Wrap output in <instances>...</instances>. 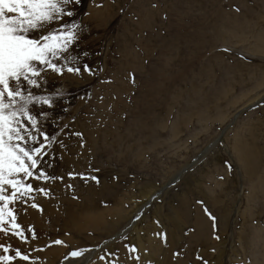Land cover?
<instances>
[{
    "label": "rangeland",
    "instance_id": "1",
    "mask_svg": "<svg viewBox=\"0 0 264 264\" xmlns=\"http://www.w3.org/2000/svg\"><path fill=\"white\" fill-rule=\"evenodd\" d=\"M74 11L83 31L70 55L95 74H49L47 88L66 89L69 113L63 117L58 104L54 115L82 133L84 147L72 137L68 151L52 161L49 171L64 176L59 196L53 195L56 181L49 182L54 199L37 196L36 202L52 203L53 211L29 205L19 216L37 239L28 234L22 244L0 234V242L22 248L35 264H72L67 253L84 248L94 249L88 264H106L98 257L109 250L114 262L118 256L119 264H132L123 244L132 245L137 235L152 264H250L252 258L258 264L264 250V200L254 191L264 177V0H79ZM237 139L261 154L250 176ZM69 172L94 175L99 183L70 181ZM148 188L153 193L142 200ZM99 206L111 210L108 221L127 215L131 224L110 248L100 242L101 231L79 233L69 222ZM247 209L255 220L249 219L263 224L260 237L255 222L241 226ZM198 212L206 220L200 239L194 236Z\"/></svg>",
    "mask_w": 264,
    "mask_h": 264
},
{
    "label": "snow or ice",
    "instance_id": "2",
    "mask_svg": "<svg viewBox=\"0 0 264 264\" xmlns=\"http://www.w3.org/2000/svg\"><path fill=\"white\" fill-rule=\"evenodd\" d=\"M78 3L79 0H0V234L22 244L28 243V234L32 241L37 236L32 226L26 231L22 228L19 216L29 205L42 211L36 197L50 198L49 182L64 181L63 175L49 171L57 153L63 157L69 148L66 141L72 137L80 141V148L84 147L82 133L69 131L70 124L62 118L69 113L66 89L60 85L55 90L47 88L49 74L61 79L65 73L80 78L95 74L88 64L81 65L79 58L70 55L83 31L81 23L73 19ZM58 104L62 116L54 115ZM49 126L55 129L54 133L46 131ZM67 175L70 181L78 178L99 183L94 175L85 177L72 172ZM67 187L71 189V183ZM72 199L77 197L74 195ZM204 214L215 230V217L206 208ZM158 236L167 246L166 233L160 232ZM123 248L132 264H141V253L135 245L124 243ZM92 251L73 250L67 257L72 264H88ZM114 255L109 250L98 260L112 264L110 258ZM17 260L35 264L22 248L0 242V264H14ZM196 260L202 257L198 255ZM115 264H119L118 256Z\"/></svg>",
    "mask_w": 264,
    "mask_h": 264
},
{
    "label": "bare ground",
    "instance_id": "3",
    "mask_svg": "<svg viewBox=\"0 0 264 264\" xmlns=\"http://www.w3.org/2000/svg\"><path fill=\"white\" fill-rule=\"evenodd\" d=\"M237 141L241 142V145L238 144V146L237 145L236 146L238 147V152L240 151L239 154H241V156H242V160H241L242 161V165L244 166V169H245L246 174L250 176L259 167L258 166V159L260 158L261 154H257V152H256V150L254 148H250L249 149L248 146L243 145L242 143H244V142L240 141V139H237ZM256 175H257V173H256ZM259 179H261V177ZM59 185H61V184H59V181H56V183H54L55 192H54V188L52 189L53 190L54 198H58V196H59V191H60V188H59L60 186ZM257 188H259V190H257V191L254 190L255 191V197H256V195H257V197L259 195H261L263 197L262 199L264 200V177L261 179V182H258L257 183ZM260 191H261V193H260ZM152 193H153V191H151V188H148L146 191L145 190L141 191V195H142L141 196V199L142 200H146ZM53 195L50 198H52ZM50 198H47V199L45 198L46 202L51 201ZM54 198H52V199H54ZM36 200L39 201L37 197H36ZM182 201H183V199H182ZM185 205H186V202H185ZM255 205H257V203ZM41 208H42V205H41ZM43 208H44V211H49V212L53 211L52 203L50 204V206L45 205V207H43ZM99 208H100V206H99ZM66 209H67L66 213L68 214V211L69 210H68V208H66ZM89 209L91 211V208H89ZM105 209H106V207L100 208L98 210V212H96L94 210L95 212H93V213L92 212H89V210H87L90 214H87V216L85 218H82V221L80 220V218L76 220V217H78L77 216L78 214H76L74 216H70V217H72L73 220L72 221H69V222L70 223L73 222L72 223L73 226H76L78 228L79 233H83L84 232V234H85L87 232L85 230H89V229H93L95 231H98L99 233L101 231L102 234H100V237L104 238V240H101L100 242H102V244L104 245V247L106 246V247L110 248L112 246V244H110L108 242H110L111 240L115 239L119 234H122L125 230H127L130 227L131 224L129 223L130 222L129 220L126 221V219H127L126 216L127 215L126 216H116V217L111 215L110 216V221H108L107 220V217L106 218H104V217H105V214L106 213H109L111 210H108V209L105 210ZM185 209L186 208H184V210ZM113 210H115V209H113ZM248 210L249 209H247V214L246 215H244L245 213H242L243 222L241 223V226H243V229H245L246 226L252 225L253 222H255V224L252 225L254 227L253 232H254L255 235H256L255 232H257L258 233V237H260V228L262 227L263 224L260 223V224L256 225V221H252V219H249V217L250 218H253V214L252 213H248ZM156 211L157 210H155V212H153V214H154V216H157L158 217L157 218V221L160 223V222H162V218L160 217V214L161 213L157 214ZM70 212L71 211H69V213ZM33 213H36V212H33ZM155 214H157V215H155ZM36 215H37V213H36ZM174 217H176V216H174ZM128 218H130V217H128ZM194 218H195L194 219V221H195L194 224H195V232H196L194 234V236H197V237L199 236L200 238H203V235H204V232H205V227H206V220H205V218L203 217V215L200 212H198L197 213V216H195ZM19 219H20V217H19ZM74 220H76V222L80 221V224L75 225L76 222H74ZM250 220L252 222L249 223V224H247V222L250 221ZM175 221H178L177 217H176V220ZM186 221H187V219H186ZM174 223H175V226L176 227H177V225H179V223H177V224H176V222H174ZM72 224H70V225H72ZM70 225H69V227H71ZM175 226H173V227L175 228ZM160 228H162L161 231L164 230V228L162 226H160ZM95 234H96V232H95ZM86 239H88V237L84 238L83 240H86ZM89 239H91V238H89ZM87 242H89V241H87ZM131 243H132V245H135L140 250L141 258H144L147 262L150 261L151 264L153 263V261L151 260V258H149V257L146 256L144 244L142 243V240H140V238H139L138 235L136 237H134V238H132V236H131ZM90 248H92V247H90ZM92 250H94V249H92ZM97 252H98V249H97ZM95 254H96V252H95ZM254 254H256V253H254ZM260 256H259L260 257L259 260L260 259L261 260L258 262V264H264V250L261 252V255ZM252 260H253V262H251L250 264H255V261L256 260L254 258H252ZM111 262H112V264H115V262L113 260H111ZM167 262H170V261H167ZM180 263L182 264V262H180ZM180 263H178V264H180ZM14 264H22V261H18L17 260L16 263L14 261ZM58 264H60V263H58Z\"/></svg>",
    "mask_w": 264,
    "mask_h": 264
}]
</instances>
